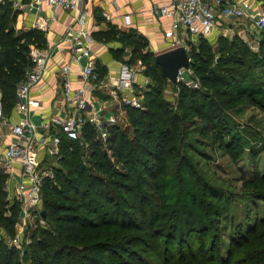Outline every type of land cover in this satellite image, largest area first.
<instances>
[{"label":"trees","instance_id":"obj_1","mask_svg":"<svg viewBox=\"0 0 264 264\" xmlns=\"http://www.w3.org/2000/svg\"><path fill=\"white\" fill-rule=\"evenodd\" d=\"M16 18L9 2L0 3V91L6 118L32 65L31 47L47 45L45 32L15 30ZM104 38L123 45L117 58L131 47L127 63L143 66L151 81L140 94L143 109L125 108L129 126L109 129L111 155L90 124L76 137L58 133L59 166L54 181L45 182L34 213L41 219L45 211V224L36 221L29 238L24 233L20 250L9 241L17 234L21 204L9 199V176L0 171V264H264V219L233 224L222 253L219 218L229 213V202H213L212 187L180 149L187 127H194L233 160L241 157V140L224 139L229 125L224 112L249 103L264 113V32L258 53L238 34L220 36L217 43L205 37L195 45L189 42L190 69L200 87L173 84L175 103L165 97L171 82L155 64L145 37L111 29ZM96 68L105 78L108 73L98 62ZM245 184L251 199L264 202V174L255 169Z\"/></svg>","mask_w":264,"mask_h":264},{"label":"built area","instance_id":"obj_2","mask_svg":"<svg viewBox=\"0 0 264 264\" xmlns=\"http://www.w3.org/2000/svg\"><path fill=\"white\" fill-rule=\"evenodd\" d=\"M79 1L81 0H10L14 11L34 13L36 19L33 28L42 32H47L49 28L48 21L42 15L45 7L51 9L55 17L59 10L76 11ZM156 13L170 20L165 36L174 40L172 47L184 46L187 49L186 42L177 35L179 31L194 45L200 37L208 38L214 29H221L220 36H226L229 30L223 23L232 17L248 19L253 30L264 32V9H252L248 2L238 5L231 4L228 0H172L169 6L156 10ZM84 19L85 14L80 15L79 23ZM79 33L81 37L76 38L68 48L69 61L61 59L59 63L64 115H56L41 125H36L28 117L29 109L40 105L38 100L30 98L29 92L39 84L47 71L48 58L51 56L48 51L31 47L32 65L26 73L25 81L17 90L16 108L19 114L24 115L19 123L8 124L0 91V128L8 127L11 136L4 153L0 155V171L11 176L18 174L21 179L11 196L12 201L16 200L21 204L22 225L15 238L9 241L10 245L17 248L21 247L24 230L29 228V222L34 219V213L42 203L45 182L55 179V170L61 159L58 133L61 131L76 137L86 124H90L97 131V140L111 155L108 149L109 129L122 122L126 116L125 108L143 109V98L137 93L135 85L138 68L123 63L120 64L115 79L100 78L92 53V39L83 29ZM73 65L77 66L81 82L77 86L71 80ZM191 72V69L180 70L178 84L197 89L200 87L199 80L191 78ZM145 84L141 89H146L149 84L147 78ZM104 95H109L112 100H103ZM15 164L19 165V169Z\"/></svg>","mask_w":264,"mask_h":264},{"label":"crops","instance_id":"obj_3","mask_svg":"<svg viewBox=\"0 0 264 264\" xmlns=\"http://www.w3.org/2000/svg\"><path fill=\"white\" fill-rule=\"evenodd\" d=\"M5 1V0H0ZM11 5L10 0H6ZM25 1V0H21ZM231 4L241 5L248 2L252 9H264V0H228ZM172 0H81L78 3L76 11L59 10L55 17L51 9L44 8L42 15L49 23L48 31L45 32L47 45L43 51H48L50 57L47 62V71L39 84L33 87L29 96L40 102L36 108H30L28 117L36 125H41L56 115H64L65 108L61 99V79L58 73L59 63L61 59L69 61L70 55L68 48L76 40L80 38V29L88 32L92 39V53L103 69L107 71L106 77L116 78L119 73L120 64H128L132 55V48L125 47L122 50L121 58H117L116 53L123 48L119 42H108L104 37L111 29L117 32L128 33L133 32L141 35L148 40V51L155 55L176 48L172 47L174 41L165 36L169 30L170 20L160 13H156L162 7L169 6ZM13 9V5H12ZM14 10V9H13ZM16 12V11H15ZM85 14V19L80 24L79 16ZM36 16L34 13H18L16 23L14 25L17 31H27L33 28ZM227 26L229 32H240L244 34L245 26L249 25L253 29L251 21L248 19L230 18L223 23ZM221 29H214L208 37L213 42L214 38H219ZM255 31V30H254ZM182 40L186 42L187 50L189 49V38L185 34L177 33ZM99 36V37H98ZM99 39H98V38ZM39 49V48H38ZM85 60H82V64ZM132 66V65H131ZM136 68L141 67L140 62L134 63ZM77 66L73 65L71 80L74 86L80 85V78ZM146 83L144 74L136 75V90L138 94H143L144 88L141 86ZM146 85V84H145ZM105 96V95H104ZM109 97V95L107 96ZM143 98V97H142ZM112 100V98H111ZM116 112V111H115ZM24 117L19 114L17 108L9 118H6L8 124H17ZM11 139L9 128H0V155H2ZM42 153V150H40ZM19 169V165L15 164ZM8 192L9 199L13 191L16 190V184L21 179L18 174L8 175ZM33 219L29 222L31 224Z\"/></svg>","mask_w":264,"mask_h":264},{"label":"rangeland","instance_id":"obj_4","mask_svg":"<svg viewBox=\"0 0 264 264\" xmlns=\"http://www.w3.org/2000/svg\"><path fill=\"white\" fill-rule=\"evenodd\" d=\"M0 3L6 4L7 2L5 0L0 1ZM239 33L230 31L224 37L233 39L236 34L240 35ZM242 33L244 34H241L240 38L255 53H258L261 32H256L247 25ZM217 39L214 38L213 43H217ZM136 68H138V73L144 74V68L140 69L137 66ZM260 75L263 76L262 73ZM189 76L194 79L193 71L189 73ZM144 77L151 83L148 77L145 75ZM165 97L173 103L176 102L177 90L172 83L168 85ZM102 99L111 101V97L107 96H102ZM224 115L227 117L229 124L227 131H224V139L229 141L233 137L236 140H241L244 147L241 157L237 161L221 150L213 140L201 137L194 127H187L186 138L183 146L180 148L182 154L188 157L189 163L196 175L206 180L212 187L210 195H215L216 197L213 202L220 206L229 202V213H222L219 218L220 233L223 240V247L221 248L223 254L226 252L233 224L245 223L251 225L255 219H264V202L251 199L249 193L251 191L248 189L247 184H245V181L249 182L253 180L255 169L264 174V113L249 103H239L232 110L224 112ZM121 121L122 128L126 129L129 126L127 116ZM174 171L173 173L177 170ZM207 196L209 195H206V198H208ZM152 202L150 201L149 205H152ZM33 217L34 219L29 225L30 228L24 230L27 238L32 234L37 222L40 225L45 224L43 223L44 220L41 221V219ZM18 221L17 230L22 225L21 219ZM133 247L135 249L139 248L136 245ZM21 248L22 246L18 249L20 250Z\"/></svg>","mask_w":264,"mask_h":264},{"label":"water","instance_id":"obj_5","mask_svg":"<svg viewBox=\"0 0 264 264\" xmlns=\"http://www.w3.org/2000/svg\"><path fill=\"white\" fill-rule=\"evenodd\" d=\"M155 64L160 68L161 73L172 84L178 86V75L180 70L190 69L189 52L184 46H179L163 53L157 54ZM43 219L46 218V213H41Z\"/></svg>","mask_w":264,"mask_h":264}]
</instances>
